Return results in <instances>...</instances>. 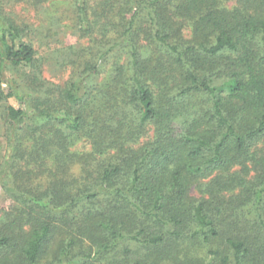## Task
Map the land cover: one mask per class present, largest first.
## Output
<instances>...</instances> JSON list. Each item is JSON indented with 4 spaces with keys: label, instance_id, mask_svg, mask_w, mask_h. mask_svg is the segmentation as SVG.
<instances>
[{
    "label": "trees",
    "instance_id": "16d2710c",
    "mask_svg": "<svg viewBox=\"0 0 264 264\" xmlns=\"http://www.w3.org/2000/svg\"><path fill=\"white\" fill-rule=\"evenodd\" d=\"M22 3L53 5L0 0V264H264V0H71L62 85Z\"/></svg>",
    "mask_w": 264,
    "mask_h": 264
},
{
    "label": "rangeland",
    "instance_id": "374dc122",
    "mask_svg": "<svg viewBox=\"0 0 264 264\" xmlns=\"http://www.w3.org/2000/svg\"><path fill=\"white\" fill-rule=\"evenodd\" d=\"M51 2L53 5H50L48 12L42 6L34 10L22 3L13 7L12 13L14 20L19 25H25L29 28V30L25 31L23 38L26 42H30L33 45L37 52L36 58L41 62L39 69L31 70V73H40L42 79L55 85H62L64 80L68 78L69 71H64L60 66L63 60L60 53H63L68 46L76 45L77 37L70 23L72 17L71 0H51ZM55 9L58 10L55 18L57 19L59 16H62L61 21H57L55 18H48L47 15L51 14ZM45 57L48 58L46 62L43 60ZM28 71L29 68L12 70L9 76L12 80L24 85L25 74ZM11 103L16 105L13 100H11ZM3 106L4 104L0 102V142H3V147H5V140L1 138L4 132L1 125ZM26 108L28 111L31 110L29 102ZM11 205V200L0 186V210H8Z\"/></svg>",
    "mask_w": 264,
    "mask_h": 264
},
{
    "label": "built area",
    "instance_id": "2783aa9c",
    "mask_svg": "<svg viewBox=\"0 0 264 264\" xmlns=\"http://www.w3.org/2000/svg\"><path fill=\"white\" fill-rule=\"evenodd\" d=\"M0 70H1V62H0Z\"/></svg>",
    "mask_w": 264,
    "mask_h": 264
}]
</instances>
